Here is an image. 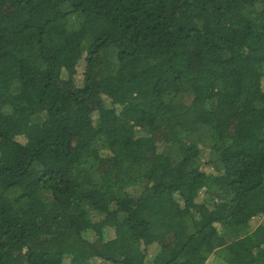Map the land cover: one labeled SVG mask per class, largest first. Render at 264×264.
Listing matches in <instances>:
<instances>
[{"label": "trees", "instance_id": "1", "mask_svg": "<svg viewBox=\"0 0 264 264\" xmlns=\"http://www.w3.org/2000/svg\"><path fill=\"white\" fill-rule=\"evenodd\" d=\"M98 260L264 264V0H0V264Z\"/></svg>", "mask_w": 264, "mask_h": 264}, {"label": "rangeland", "instance_id": "2", "mask_svg": "<svg viewBox=\"0 0 264 264\" xmlns=\"http://www.w3.org/2000/svg\"><path fill=\"white\" fill-rule=\"evenodd\" d=\"M76 72H77V84H80L81 83V78H79V77L81 76L80 75L81 74V70L77 69ZM165 137H166L165 133H161L160 132V133H156L155 134L156 141L162 140ZM205 169H207V168H205ZM198 199H199V201H202V196H199ZM261 221H262V219H255L254 221H252V226L254 227V226L258 225ZM158 239L164 245H166V242L168 241V238L164 237V236H159ZM96 262H97V264H103V262L101 260H98Z\"/></svg>", "mask_w": 264, "mask_h": 264}]
</instances>
